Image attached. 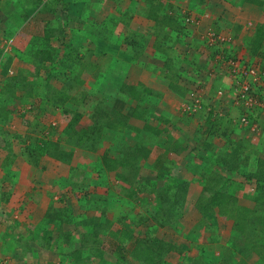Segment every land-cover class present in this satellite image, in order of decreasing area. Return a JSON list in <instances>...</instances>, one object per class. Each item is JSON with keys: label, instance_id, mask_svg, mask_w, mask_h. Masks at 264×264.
Instances as JSON below:
<instances>
[{"label": "crops", "instance_id": "0c3cea01", "mask_svg": "<svg viewBox=\"0 0 264 264\" xmlns=\"http://www.w3.org/2000/svg\"><path fill=\"white\" fill-rule=\"evenodd\" d=\"M38 1L0 0V97L5 96L7 90H11L7 88L6 82L13 81V77H19L22 84L27 82V88L24 90L12 91L14 107H9L0 120V129L8 134L7 140L14 147L17 165L3 170L1 162L5 151L0 148V257L19 256L25 249L17 247L18 243L24 245L25 242L43 237L44 231L40 224L43 223L44 211L52 201L49 197L51 190L57 186L54 185V176L59 170V162L52 159L55 167L57 166L56 170L52 168L40 170L39 159L50 157L38 156L37 150L34 149L27 150V147L39 143L40 140L50 138V122L48 124L45 122V115H52L53 126L58 125L57 115L60 120L65 116L61 112V106L44 100L46 80L36 89L29 87L30 72L35 71L36 77L40 78L37 74L40 70L27 54L28 46L34 38L42 35L45 26L53 18L62 14L60 7H57L59 5L54 12H50L43 5L46 0L36 5ZM68 1L70 4H77L78 7L74 8L73 11L77 14H73V17L71 9L70 18L74 23L65 27L67 36L64 41L79 47V58L82 62L88 65L100 59L98 55L102 56L107 45H115L118 48L110 67L108 66L109 71L101 66L103 76L100 79L92 78L90 73L82 71L80 63H77L70 75L79 73V78L85 82L81 85L80 91L84 95L99 97L108 106L116 104L115 108L111 109V114L122 123L116 127L104 128L103 138L108 143L142 144L148 148L150 150L148 156L138 160L142 161L139 164V171L144 175L152 177L154 173L160 171L168 172L156 164L157 154H163L165 162L172 161L177 167L178 176L180 173L194 176L201 168V160L196 153L203 157L210 154V151L202 148L201 151L196 150L201 143L200 140L208 139L213 145L222 146L227 141L222 134L226 128L227 138H232L231 141L234 143L240 139L246 140L248 144H252L251 140L254 145L264 143V125L261 127V134L255 136L237 124L240 109L235 106L233 100V80L221 62L225 57L238 56L252 63L257 62L258 65L263 63L261 67L264 68V41L261 45L262 56H251L249 52L257 24L264 23V6L258 8L244 0H230L232 4L238 6L236 12L256 14L257 20L254 24L246 26L245 22L239 20L243 15H236L234 18L228 16L221 8L222 0H202L196 11L185 14V19L180 20V23L173 21L175 20L173 16L176 9L187 3L186 0ZM172 1L175 3L171 10L169 2ZM150 10L157 16L170 15L173 24L167 21L169 24L157 28L155 21L148 18ZM189 17L196 19V22H187L186 19ZM210 31L231 34L233 40L230 45L214 43L217 44L214 47L207 37ZM57 38H53L55 40H52L51 47L60 49L59 53L65 54L69 46L59 40L60 35ZM228 52L229 56L226 54ZM62 57L63 55H58L59 60ZM166 62H169L168 67H165ZM6 66L8 67L4 69ZM50 83L56 89L62 86L55 78H52ZM220 88H223L224 93L222 96H216ZM190 90H195L198 96L201 94L203 102L207 104L206 108L198 113H185L183 109V105L191 100L188 96ZM30 108H34L33 112L39 118L37 123L32 124L34 128L26 123L29 120L27 110ZM210 108L213 112L219 111L222 117H227L230 124L224 122L225 124L219 125L220 128L210 126L208 124ZM89 122L86 121L87 124ZM232 122L237 125L233 126ZM66 124L67 122L62 123L58 129L63 130ZM210 129L213 130V134H210ZM51 139L55 140L56 136H52ZM0 145H3L2 140ZM257 151L258 153L252 151V155L255 154L264 161V150ZM233 176L232 190L238 199L247 203L254 192V185L248 183L239 172ZM200 185L195 181L189 184L190 201L194 202L201 192ZM63 196V199L66 197L69 199L66 191ZM53 201L56 205L59 203L56 202L57 199ZM190 215L192 217L187 219L191 223L188 231V237L191 239L189 241L197 243L201 241L199 237H205L207 252L214 254L216 250V254L219 253L221 256L232 221L220 217L223 226L220 241L209 242L204 230L196 228L195 225L200 213L196 208H192ZM72 236L75 241L79 240V235ZM52 237L55 239L54 231ZM45 251L41 252V257ZM28 254V257H32V253ZM32 259L36 261V258ZM23 263L26 264L25 261Z\"/></svg>", "mask_w": 264, "mask_h": 264}, {"label": "trees", "instance_id": "16d2710c", "mask_svg": "<svg viewBox=\"0 0 264 264\" xmlns=\"http://www.w3.org/2000/svg\"><path fill=\"white\" fill-rule=\"evenodd\" d=\"M187 1L191 5L202 2V0ZM244 1L258 8L264 6V0ZM40 3H42V0H39L36 5ZM43 5L50 12H54V9L56 10L57 7H60L62 14L53 18L45 26L40 36L41 38H34L31 42L33 44L30 43L31 47L28 46L27 54L32 57L33 63L38 69L48 66L43 98L49 103L61 106V112L65 116H69V119L63 130L57 131L51 127L52 129L49 131L50 138L40 140L39 143L35 144L34 150H37L38 156L47 155L59 162V170L54 176V185H58L61 190H68V195L73 194V192H84L83 195L78 194L79 196L75 199L81 212H84L80 215L77 224L85 228L87 235L80 234L78 236L80 248H74L76 241L69 230L54 239L52 237L53 231H58L63 224L71 222V210L73 209L69 206L67 209H70V211H64L59 201H56L57 203L59 202V205H56L54 201H50L48 208L44 211L43 223L40 224L44 235L36 241L31 240L30 242L33 243L34 247H30L31 249L29 250L25 248L24 254L32 253V258H34L33 255L41 258V252L49 249L52 245L51 242L55 241L57 249H60L63 245H66L64 248H69L70 252L68 253L72 256V260L71 262L66 261L65 264H85L84 257L81 255L83 249H87V254L97 259L99 264L118 263L120 261L119 258L113 257V254L110 255V253L105 252L101 248L103 240H112L111 244L120 253L122 244L132 240L137 226L149 223V220L153 217L152 209L155 203L158 205L155 209L161 214L159 222L164 229L175 231L183 236L187 234L191 226L187 219L192 217L190 215L192 208H196L200 213V218L196 223L203 226L204 234L208 237L209 242L220 241V231L223 227L220 223V217H225L226 220L232 221L231 227L226 234L218 264H250L248 259L252 257L255 258L252 264H264V257L255 250L257 247L256 240L264 235V161H262L263 158L261 159L251 153L252 151L258 153L257 150H264V143L254 145L251 140L252 144H248L243 139L234 140V143L231 141L233 140L232 138H227V132L225 131L227 128L222 132L227 139L222 146L213 145L208 142V139L200 140L201 143L198 144L196 150L199 151L202 148L205 151H210V154L203 157V155L196 153L201 160V168L198 173L192 176V181L197 180L202 188L194 203L188 201V188L191 180H185L178 176L177 167L172 161L165 162L163 154H157L156 164L159 168L168 170L170 177L166 178V175L161 172L154 173L152 178L155 179L157 184L153 182L151 186V180L145 179L147 178L146 175L143 176L144 174L139 171V164L142 161H138L142 157H147L150 150L142 144L108 143L103 138L104 128L116 127L122 123L121 120H117L111 114V109L115 108L116 104L108 106L103 99L96 96H88L87 94L82 97L74 95V91L85 83L79 78V73L74 76L70 75L73 69L76 68L77 63H80L82 71L85 70L90 73L92 78L100 79L103 76L101 74L103 72L100 70L101 66L107 69L110 67L118 48L115 45H107L102 56L101 54L98 55L100 59H96L91 62L92 64L86 65L79 58V47L64 41L67 36L65 27L74 23L70 18L71 9L73 17V14H77L73 11L75 10L74 8L78 7L77 4H70L68 0H46ZM150 11L148 18L150 17L155 21L157 28L166 25L167 21L172 24L173 21L181 22L179 17L176 16V12L173 16L175 20H173L168 14L157 16V14L152 13V10ZM58 35L61 36L59 40L67 47L69 46L65 54L59 53L60 49L51 47L52 40H55L53 38H57ZM231 41L230 39L226 40L220 45L228 43L230 45ZM263 41L264 23H258L255 35L249 45L251 56H262L261 45ZM229 53L226 54L229 56ZM58 55H63L61 60H59ZM102 57H105L106 61H102ZM230 57L236 56H229L224 59ZM224 59H221V62ZM260 64L263 65V63ZM168 65L169 62H166L165 67H168ZM52 78L62 83L60 89H56L50 83ZM19 81V77L16 76L13 77V81L6 82L7 88L11 90H7L6 95L0 97V120L5 116L4 113L8 111L9 107H14V94L12 91L21 90L23 84ZM186 104L190 103L186 102ZM200 104L202 109L207 106L203 101ZM208 110L210 113L208 124L210 126L220 128L221 124H225L224 122L230 124V120L225 116L222 117L219 111L213 112L212 108ZM184 111L192 114L190 110L184 109ZM84 118L85 121L83 122ZM87 120L90 121L88 124L86 123ZM260 121L262 122L260 127H262L264 119ZM236 122L239 125L238 120ZM237 124L232 123L233 126ZM227 126L229 127V125ZM209 132L213 134L212 129ZM7 135L4 130L0 129V140L3 141V145H0V148L5 151V156L1 162L3 170L16 165V154L13 153V145L7 140ZM52 136H56V139H51ZM229 141L231 143H228ZM31 149L32 147H27V150L30 151ZM76 149L94 155L95 161L91 172L79 170L76 165L72 164L75 159L74 152ZM127 172L129 173L127 174ZM236 172H239L248 183L254 185V192L247 203L238 199L231 188V181H233V175ZM89 173L98 178H107V180H109L108 178L113 180L121 179L124 183H129L131 181L130 177L136 176L142 177L144 180L142 183L140 182L141 185L137 188L136 194H129L128 191L121 192L120 187L117 189L113 187L105 194L96 192L94 196H90L89 192H94L95 188L88 185ZM159 180L163 182L158 183ZM131 196H133V202L138 200L140 204H143L141 206L142 209L140 208L137 212L134 211L135 206L130 201ZM109 199L117 200L123 207L122 212L115 218L112 217L111 211L107 207ZM90 211H99V213L91 215ZM87 228H90V231L87 232ZM156 228L154 230H159L158 227ZM146 229L152 228L146 226ZM30 234H32V231H30ZM139 234H137L136 241L132 242L134 246L130 248L129 254L138 263L162 264L165 257L168 256V252L173 250L174 246L170 247L167 242L147 231ZM185 241L189 242L188 240ZM124 255L122 253L119 256L126 259V255ZM24 257L26 256L24 255ZM44 264L51 263L44 262Z\"/></svg>", "mask_w": 264, "mask_h": 264}, {"label": "rangeland", "instance_id": "374dc122", "mask_svg": "<svg viewBox=\"0 0 264 264\" xmlns=\"http://www.w3.org/2000/svg\"><path fill=\"white\" fill-rule=\"evenodd\" d=\"M222 1L223 2H221V8H223L225 10V12L228 14V16L234 18L236 15H243V17L239 18V20H241V22H245L244 24L246 26H251L252 24H254L255 20H257L256 14L255 15L253 14L254 15L253 16V15H250L247 13L236 12L238 6H236L234 3L232 4V2L230 0H222ZM169 3L171 4L170 9L172 10V7H173L175 1H172ZM199 5H200V3H196L190 7V2L187 1V3H183V6H181V8L176 9V16L179 17V19L182 21L183 19H185V16L188 15L187 14L188 12L190 13V11H196V8H198ZM263 9H264V7H263ZM189 15H191V14H189ZM227 19H229V18H227ZM186 20H187V22H196V19H193L191 17H189ZM229 21H230V23H233L231 21V19H229ZM249 23H251V24H249ZM226 35H228V34H225V36ZM216 45L217 44H214V47ZM213 49H215V48H213ZM101 59H102V61H106L105 57H102ZM39 70L40 71H38L37 74L40 78L36 77L35 71L30 72L29 78L31 81L29 82L30 83L29 87L32 89H34V88L36 89L38 85H40V84L43 85L45 83L44 78H45L46 73L48 71V66L42 67ZM22 86H24V87L21 88V90H24L25 88H27V82L24 83ZM81 89H82V86H79L74 91V95H76L78 97H82L84 95V93L80 92V91H82ZM192 91L197 96L196 91L195 90H192ZM190 92H191V90H190ZM199 99H200V102L204 101L201 97V94L199 95ZM33 110H34V108H30L27 110L28 111L27 118H29V120L26 121L27 124L32 125V124L38 122L39 118L36 116L37 114L35 115ZM201 110H202V108L197 109L194 113H198ZM194 113H192V114H194ZM51 116L52 115H50V116L45 115L44 116L45 122L47 124L50 122L49 128L52 129L51 127H53V129H55L57 131H60L58 129L59 125H61L64 122H67L69 119V116H62L61 120H60L59 116L57 115L56 116V122L58 125L55 124L56 126H53L51 124L53 117H51ZM259 117H260L259 118V124H261L262 122L260 120L264 119V114L262 115L260 113ZM35 120H37V121H35ZM82 121L84 122V119ZM24 124H25V122H24ZM33 126L34 125H32V127ZM32 127L30 126L29 130H31ZM243 129L245 130V128H243ZM38 139H40V138H38ZM37 143H35V144H37ZM35 144L31 146L32 149L35 148ZM12 148H14V147L12 146ZM74 158L75 159L72 161V164L74 166L76 165V167L79 170H85L87 172H91V170L94 166V161H95L94 155H91L90 153H84L81 150H79V151H76L74 153ZM49 161L53 162V163L50 164ZM38 165H40V167H39L40 170H45L47 168L48 169L49 168L55 169L57 167V166L55 167V163H54V161H52L51 158H44V157L39 159ZM160 172L164 173L166 175V178L170 177L169 172H164V171H160ZM143 176H145V175H143ZM180 176L185 180H191L190 183L193 181L198 182L197 180L192 181L191 176H187L183 173H180ZM146 177L147 178H145V179L151 180L150 181L151 186L153 185V182H156L155 179H153L152 177L151 178L148 176H146ZM130 178H131V181L129 183L128 182L124 183L123 180H121V179L120 180H113L111 178H108L109 180H107V178H98L95 175H93L92 173H89L88 185L94 186V188H95L94 192L93 191L89 192V195L94 196L96 194V192L101 193V194H105L108 192V190H110V188H113V187H116V189L120 187L121 192L122 191L123 192L128 191L129 194L130 193L136 194L137 193L136 190L141 185L144 178L138 177V176L133 177V178L130 177ZM44 179L45 178H43V180ZM152 179H153V181H152ZM132 182H134V183H132ZM161 182H163V181L162 180L158 181V183H161ZM44 183H46V182H44ZM154 184H157V182ZM198 188H200V187H198ZM61 191H63V190H61L59 188V186L57 185L55 188H53L51 190L50 199L52 201L57 199V201L60 202V206H61L62 210H64V211H70V209L69 210L67 209V207L70 206V208L73 209V210H71L72 220H71V222H69L67 224H63L59 230L57 229L58 231H54L55 238H58V236L60 234H63V232H65L67 230H69L71 232V236L74 234H76V235L86 234L85 228H82L81 225L77 224L80 215H82L84 212H81L78 205L76 204V199H74V198H77V196H79L78 194L83 195L84 192L83 193L82 192L81 193L73 192V194L69 195V199L67 197H66V199H63L64 198L63 192H65V191H63V192H61ZM66 192L69 193L68 190ZM87 196H88V193H87ZM62 199H63V201H62ZM130 201L135 206L134 207L135 212H137L141 208V206H143V204H140V202L138 200L133 202V196H131ZM188 201L191 203H194L192 200L190 201V199H188ZM156 206H158V205L154 203V207L152 209L153 217L149 220V223L142 224L141 226L140 225L137 226V229L134 230V235L132 237V240H128L125 244H122V247H120V248H122V251H120V253H118V250L115 248V246L111 244L112 240L111 241H107V239L103 240V242L101 244V248L103 250H105V252L110 253V255L113 254V257H117L120 259V261H118V263H115V264H144L143 262L138 263V261H136V259L129 254L130 248L132 246H134V245H132V242L134 243L138 237L137 234H139V233L142 234L144 231H147L148 233L155 235L159 239H162L163 241L167 242V245H170V247L174 246L173 250L168 252V256L165 257V260L162 262V264H213V263L217 264L218 263V261L220 259V254L219 253L216 254V250L214 251V254L207 252V249H205V241H204L205 237H199V235H197V238L199 237L198 239L201 241L195 243L193 241H189V240H191L190 237H188L189 232H187V234L185 236H183L182 234H179L175 231L165 230L164 227L159 222L161 214L155 209ZM107 207L111 211L113 218H115L117 215H119V213L122 212V208H123L122 204L115 199H112V200L109 199V201H107ZM89 213L91 215H93V214L97 215L99 213V211H90ZM195 225H196V228H200L201 230H204L203 226L198 225L196 222H195ZM146 226H148V228H152V229H146ZM156 227H158L159 230H154V229H157ZM88 231H90V228H87V232ZM200 234H201V232H200ZM185 240H188L189 242H186ZM25 243L26 244L23 245L20 242V243H18L17 247H20L21 250L25 249V248H27L29 250V249H31L30 247H32V248L34 247L33 243H31V242H25ZM51 244H52L51 248H49L45 251L43 257L38 258L35 255H33V257L36 258V261L35 260L33 261L32 257H28L29 254H24V252L22 251L21 253H19V256L0 257V264H25V263H23L24 261L26 262V264L27 263L42 264L43 262H46V263L50 262L51 264H65L66 261L71 262L72 256L69 255V253H68V252H70L68 250L69 248H64V246H66V245H63V247H61L60 249H57V246H55V244H57V243L55 241L51 242ZM75 244L76 245H74V248H76V247L80 248L79 247L80 246L79 240H76ZM256 245H257V247L255 249L256 252L258 254H261L264 257V236H261L256 240ZM62 249H63V251H62ZM71 250H72V248H71ZM87 253H88L87 249H83L81 251V255L84 257V260H85L84 261L85 264H99L97 259L93 258L91 255H88ZM122 253H124L126 255V259H124V257L119 256ZM24 255L26 257H24ZM121 258H123V259H121ZM254 261H255V258H253V257L248 259V262L250 264L254 263Z\"/></svg>", "mask_w": 264, "mask_h": 264}, {"label": "built area", "instance_id": "2783aa9c", "mask_svg": "<svg viewBox=\"0 0 264 264\" xmlns=\"http://www.w3.org/2000/svg\"><path fill=\"white\" fill-rule=\"evenodd\" d=\"M207 37L211 44L232 40L230 35L216 34L213 31H210ZM222 62L233 80V100L235 106L240 109L239 126L259 136L262 129L259 124V114L264 111V71L257 64L248 63L242 57H230ZM216 93L217 96H222L223 88L218 89ZM189 97L190 104L185 103L183 109L190 110V113L201 109L198 95L191 91Z\"/></svg>", "mask_w": 264, "mask_h": 264}, {"label": "clouds", "instance_id": "9594fccd", "mask_svg": "<svg viewBox=\"0 0 264 264\" xmlns=\"http://www.w3.org/2000/svg\"><path fill=\"white\" fill-rule=\"evenodd\" d=\"M214 32V31H213ZM216 33V32H215ZM216 34H221V33H216ZM228 35H230L231 37H232V40H233V36L231 35V34H228ZM217 43V42H216ZM220 43V42H219ZM213 45H214V43H213ZM236 57H238V56H236ZM243 58V57H242ZM244 59V58H243ZM246 62H248V63H251V64H257V62L256 63H252V62H250L249 60H247V59H244ZM258 65V64H257ZM258 67H260L261 69H262V71H264V68H263V66L261 67V64L259 63V65H258Z\"/></svg>", "mask_w": 264, "mask_h": 264}]
</instances>
